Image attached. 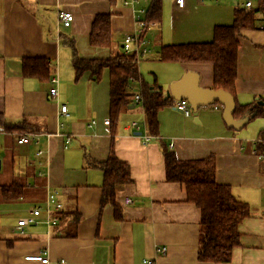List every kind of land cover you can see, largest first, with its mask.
<instances>
[{"label": "crops", "instance_id": "0c3cea01", "mask_svg": "<svg viewBox=\"0 0 264 264\" xmlns=\"http://www.w3.org/2000/svg\"><path fill=\"white\" fill-rule=\"evenodd\" d=\"M151 1L141 2L148 9ZM239 2L185 0L181 9L174 0H162L161 20L153 22L157 27L148 33L157 54L153 62L159 66L156 71L150 68L149 78L140 72L144 81L165 93L191 72L199 75L201 88L212 89L211 65L168 63L162 67L159 50L211 42L215 26L233 23ZM60 11L72 13L69 27L59 21ZM97 15L111 16V47L90 44ZM134 30L133 8L125 7L123 0H0V115L4 121L0 125V264H42L26 260L41 253L48 256L49 264H213L197 258L201 211L187 202L185 186L167 182V153L180 160L214 157L217 182L228 185L250 209L238 227L240 245L231 261L222 264H264V157L255 146L264 118L250 119L235 131L225 124L219 104L199 108L193 121L176 109L173 100V106L159 112L158 138L145 143L144 137L150 136L146 117L134 97L115 128L105 125L109 70L100 82L92 81L90 72L75 80L68 40L74 41L79 58L107 60L122 53L124 37ZM28 58L48 61L50 81L23 76V60ZM55 76L59 82L53 86ZM52 87L58 90L54 99L49 94ZM133 88L138 93L140 83ZM259 98L264 100V31H244L235 99L245 106ZM25 121L31 131L5 130V124ZM135 122L140 130L132 126ZM23 135H37L38 144H18ZM111 149L131 173V182L116 189L120 220L111 204H102L104 175L96 167L108 159ZM38 150L42 155H36ZM14 183L24 188L23 194L18 200H6L2 188ZM53 191L63 213L58 214L59 223L46 225L47 201ZM127 199L132 203H126ZM36 207L42 223L26 226L24 237L17 236L18 220ZM157 247H166L167 254L157 255Z\"/></svg>", "mask_w": 264, "mask_h": 264}, {"label": "trees", "instance_id": "16d2710c", "mask_svg": "<svg viewBox=\"0 0 264 264\" xmlns=\"http://www.w3.org/2000/svg\"><path fill=\"white\" fill-rule=\"evenodd\" d=\"M161 17L162 0H152L146 18L150 22H160ZM255 30L264 31V0H258L248 12L236 5L233 23L229 26H215L211 42L162 46L159 50V60L166 63L211 65L212 89L226 91L235 98L240 39L244 31ZM112 43L111 16L97 15L90 34V44L94 47H111ZM66 45L73 52L76 81H79L85 72H90L91 80L100 82L103 72L109 70L110 127L115 128L122 111L133 104L134 94L129 88L132 85L130 78H134L141 86V106L146 117L148 133L151 137L158 138L159 112L167 106H173V100L165 98L162 88L144 81L135 58L118 54L107 60H84L77 55L74 41L68 40ZM22 70L24 77L36 78L42 82L50 81V69L46 59H24ZM262 100L259 98L245 106L236 103L234 118L242 119L251 115H254L251 120L264 118V105L258 104ZM3 122L0 115V125ZM5 130L31 131L26 121L20 124H5ZM255 146L256 153L264 157V129L259 133ZM96 167L104 175L101 187L102 204H111L115 208V218L120 220L122 217L116 203V189L131 182L130 166L120 161L114 149H111L108 159ZM165 171L167 182L185 186L187 202L194 204L201 211L198 260L213 264L229 263L233 250L240 245L238 227L250 214L248 204L239 201L228 185L217 182L216 161L213 156L202 160H180L174 153H167ZM23 189L14 183L3 187L2 193L6 200H18L23 194Z\"/></svg>", "mask_w": 264, "mask_h": 264}, {"label": "built area", "instance_id": "2783aa9c", "mask_svg": "<svg viewBox=\"0 0 264 264\" xmlns=\"http://www.w3.org/2000/svg\"><path fill=\"white\" fill-rule=\"evenodd\" d=\"M143 0H123V5L125 7H131L133 8L134 11V20H135V30L131 34H127L124 39H123V44H122V49H123V54L127 56L134 57L135 60L140 63L141 59H148L153 58L154 55H157L154 52V43L153 41L148 37V33L155 29L157 25L153 22L148 21L146 18L147 14V8H144L140 5V2ZM208 1H213V2H219L220 0H200L201 3H205ZM257 0H245L242 4V8L246 10L247 12L250 11ZM175 5L178 8L183 9L185 7V0H174ZM58 19L63 24L65 27H69L73 21V15L72 13L66 12V11H60L58 13ZM58 78L52 77L51 78V83L53 86L58 85ZM131 86L129 90L133 92V84L137 83V81L134 80V78H130ZM140 92L138 93H133L134 94V101L136 104H141L142 99L140 96ZM50 96L51 98H56L58 96V90L57 87H52L50 89ZM175 107L178 111H180L186 118L192 117V111L191 108L186 100H180L176 101ZM217 109V107H216ZM61 113L62 114H67V107L63 105L61 107ZM105 125L109 126L110 121L107 120L105 121ZM133 127H135L137 130L141 129V126L138 123H133ZM153 137L151 136H145L144 137V142L149 143ZM39 139L37 135H23L20 138H18L17 143L20 145H28V144H38ZM170 147H173V144H170ZM37 156L42 155V151L38 150L36 152ZM57 192L53 191L49 195V199L47 201V206H46V212H47V217L44 219V224L46 225H51V224H57L60 222V219L58 217V214L62 211V204L57 200ZM126 203L130 204L132 203L131 199H127ZM53 212L54 216L50 213ZM41 210L40 208L36 207L32 209L30 212V215L27 217H24L17 222V226L15 229V234L19 237H24L25 235V230L24 228L26 226H36L38 224H41ZM156 253L159 256H164L167 254V248L166 247H157L156 248ZM27 261H33V262H39L42 264H49V258L46 254H39L35 256H29L26 257ZM146 264H153L152 261H145ZM61 264H65L64 261H61Z\"/></svg>", "mask_w": 264, "mask_h": 264}, {"label": "water", "instance_id": "95a60500", "mask_svg": "<svg viewBox=\"0 0 264 264\" xmlns=\"http://www.w3.org/2000/svg\"><path fill=\"white\" fill-rule=\"evenodd\" d=\"M165 98L175 101L186 100L195 118H197L199 108H206L218 103L223 108V120L225 124L235 131H240L254 116H246L236 120L234 118L236 111L235 98L223 90L217 91L201 88L200 77L196 73H185L179 81L171 84L165 92ZM258 104L264 105V102L259 101Z\"/></svg>", "mask_w": 264, "mask_h": 264}, {"label": "rangeland", "instance_id": "374dc122", "mask_svg": "<svg viewBox=\"0 0 264 264\" xmlns=\"http://www.w3.org/2000/svg\"><path fill=\"white\" fill-rule=\"evenodd\" d=\"M243 1L244 0H240V2H239V6L241 7L242 6V3H243ZM140 5L142 6V7H144V8H147L146 7V5L145 4H143L142 2H140ZM233 6H234V3H233ZM122 51V53L121 54H123V50H121ZM157 55H154V57L153 58H148V59H141L140 60V72H142L147 78H149V76H151V75H149L148 74V72L150 71V68L151 69H154V71H156V69L158 68V66H159V64H157L156 62H153V61H156V59H155V57H156ZM159 63H162V67H168L166 64H168V63H166V62H159ZM155 73V72H154ZM161 78V77H160ZM133 93H136V91H134L133 90ZM192 119H193V121H194V119H195V117L192 115ZM250 129V128H249ZM253 132H254V134H255V130L254 131H252V133H251V137H253V139L252 140H254L255 139V135L253 134Z\"/></svg>", "mask_w": 264, "mask_h": 264}]
</instances>
